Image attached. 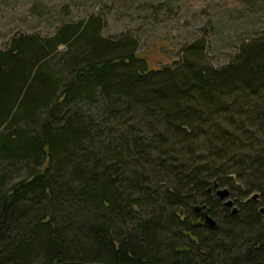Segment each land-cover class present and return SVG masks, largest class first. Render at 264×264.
I'll list each match as a JSON object with an SVG mask.
<instances>
[{
  "label": "trees",
  "instance_id": "16d2710c",
  "mask_svg": "<svg viewBox=\"0 0 264 264\" xmlns=\"http://www.w3.org/2000/svg\"><path fill=\"white\" fill-rule=\"evenodd\" d=\"M136 48L90 18L0 51V264H264V39Z\"/></svg>",
  "mask_w": 264,
  "mask_h": 264
},
{
  "label": "rangeland",
  "instance_id": "374dc122",
  "mask_svg": "<svg viewBox=\"0 0 264 264\" xmlns=\"http://www.w3.org/2000/svg\"><path fill=\"white\" fill-rule=\"evenodd\" d=\"M90 18L101 19L104 38L134 40L155 70L176 68L194 45L204 64L221 70L243 46L264 39V0H0V51L15 36L51 37ZM231 200L238 209L248 201Z\"/></svg>",
  "mask_w": 264,
  "mask_h": 264
},
{
  "label": "water",
  "instance_id": "95a60500",
  "mask_svg": "<svg viewBox=\"0 0 264 264\" xmlns=\"http://www.w3.org/2000/svg\"><path fill=\"white\" fill-rule=\"evenodd\" d=\"M215 187L218 188L217 185ZM217 195L220 198V200L223 201V200H226V199H228L230 197V192L227 189H225V190H220L219 189L217 191ZM257 198H258V195L254 196L253 199H257ZM233 205H234V203L230 199H228V201L225 204V206L228 207V208L233 207ZM233 211H234V213H237L238 212V208H234ZM197 212H199V211H197ZM261 212L264 214V209H262ZM204 217L206 219V224L208 225V227H210V228L216 227V222H215V220L213 218H211L210 216L205 215V214H204Z\"/></svg>",
  "mask_w": 264,
  "mask_h": 264
}]
</instances>
